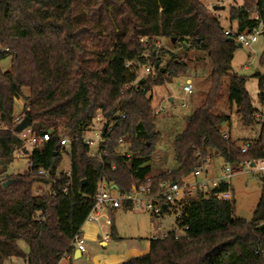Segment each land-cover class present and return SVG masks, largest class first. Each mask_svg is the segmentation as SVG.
Returning a JSON list of instances; mask_svg holds the SVG:
<instances>
[{"label": "trees", "instance_id": "obj_1", "mask_svg": "<svg viewBox=\"0 0 264 264\" xmlns=\"http://www.w3.org/2000/svg\"><path fill=\"white\" fill-rule=\"evenodd\" d=\"M252 10L256 17H250ZM229 21L236 23L237 33L259 24L264 30V0L232 7ZM140 39L150 42V58L143 56ZM158 39L168 40L174 49L206 53L212 67L200 105L173 138L175 168L148 177L161 135L147 94L184 76L188 68L166 48L159 47L155 55L152 40ZM227 39L199 0H0V61L10 59L9 70L0 68V176L21 145L14 128L24 117L34 135H48L32 152V169L56 168L60 138L70 140L66 194L61 193L65 179L50 187L55 196L46 190L34 194L35 184L47 187L48 182L29 173L0 180V264L22 256L15 241L27 244V264H57L72 251L70 241L93 206L100 179L122 194L133 184L149 182L155 188L160 181L181 182L214 158L232 167L264 160V121L254 116L245 79L232 72L237 45ZM165 56L168 60L156 67L155 79L137 81L138 68L160 65ZM258 63L263 73L256 74L257 86L264 91V50ZM18 99L24 102L23 118L14 120ZM223 101L235 108L243 127L259 126L256 143L245 154L220 131L222 124L230 125L228 114L213 112ZM97 113L104 120L124 116L114 117L113 130L104 134L106 156L101 160L88 155L83 141ZM126 145L129 155H122ZM227 189L219 185L207 194L196 189L175 218L177 227H187L184 235L174 238L170 230L149 239L146 254L121 264H264V178L248 221L234 217L233 200L214 197ZM111 239L116 240L113 226Z\"/></svg>", "mask_w": 264, "mask_h": 264}, {"label": "rangeland", "instance_id": "obj_2", "mask_svg": "<svg viewBox=\"0 0 264 264\" xmlns=\"http://www.w3.org/2000/svg\"><path fill=\"white\" fill-rule=\"evenodd\" d=\"M244 0H199L208 10V12L216 19L229 21V11L232 7L238 6L243 3ZM218 16V17H217ZM250 17H256L255 10L250 12ZM220 24V23H219ZM223 26H227L225 22ZM225 30V28H222ZM153 43L159 47L166 48L172 51L177 56L179 62H183L187 65V72L184 76L174 78L169 83H164L161 86H154L151 88L150 93L147 97L150 101V107L161 106L165 111H161L160 114L155 118V130L162 133L163 136H167L165 141L167 142V153L165 157V168L174 169L176 164L174 161L173 149L171 137L177 132H180L184 128L183 118L186 114L190 113L194 108L200 105L201 100L204 97L206 89L209 83V74L211 71V61L207 57L206 53L184 49H174L166 39L152 40ZM264 50V40L258 39V41L251 46H241L234 52L232 66V72L245 79V89L251 99V105L256 111H260L263 108L264 102L260 101V92L257 86L256 74L263 73V67L259 65L258 59L261 52ZM168 60L165 56L162 58V65ZM10 59L0 61V68L2 71L9 70ZM245 67V69H244ZM143 73L142 68L137 69V76H141ZM185 78H188L192 83V95L190 97H184L181 86L184 83ZM147 80V79H146ZM173 95L172 105L176 107L172 109L168 101H164L158 104L160 100H164L165 96ZM164 96V97H163ZM264 96V94L262 95ZM187 104V108H182L181 104ZM24 102L22 99H18L14 103L13 119L18 120L23 118ZM218 114H229L231 117L230 126L228 124H222L220 131L224 135L230 133V137L234 140L235 144H238L242 139L257 138L259 136V126L255 125L249 128H245L240 124L239 117L234 107L229 108L225 101L218 104L217 109L213 111ZM152 114V113H151ZM175 114L178 116L173 120ZM166 117V119L164 118ZM172 121H170V120ZM163 120V121H162ZM172 122V123H171ZM173 124V126H171ZM100 125H94L93 130H100ZM165 127V129H164ZM85 137L93 138L92 133L85 134ZM164 138V137H163ZM95 145H92L94 149ZM90 150L94 153L95 150ZM122 155H129L128 146H123L119 151ZM69 163L68 150L60 156V162L58 167L65 168ZM160 165V164H159ZM223 166V161L220 158H214L204 164V173L207 170L213 168L219 170ZM27 160L26 158H16L13 154V161L7 167L4 174L0 176V180H3L7 176L16 174L27 173ZM213 172V171H212ZM263 177L257 173H240L233 176L230 179L229 191L232 194L231 200L234 201V217L241 218L244 220H250L255 205L260 195V185ZM46 188L35 184L33 186V193L36 195L41 194ZM113 220V229L115 235L119 239L128 240L130 238L138 239H150L152 235L160 238L161 234H166L170 230L180 234V229L176 227L175 215L173 212L166 214L161 219H151L147 214L138 211H127L124 209H117L111 213ZM110 240V239H109ZM108 240V241H109ZM111 244V245H110ZM116 243H109L107 248L113 246L116 247ZM16 248L21 250L22 256L19 258H7L3 264H27L28 247L24 241L18 243L14 242ZM71 248V247H70ZM72 249V248H71ZM85 254L79 259H84L86 254L90 257L88 262H92L91 257L97 259L103 254V249L100 247L99 242H85ZM116 250V248H114ZM73 252V249L72 251ZM66 252L68 258H63L60 264H71L73 253Z\"/></svg>", "mask_w": 264, "mask_h": 264}, {"label": "built area", "instance_id": "obj_3", "mask_svg": "<svg viewBox=\"0 0 264 264\" xmlns=\"http://www.w3.org/2000/svg\"><path fill=\"white\" fill-rule=\"evenodd\" d=\"M224 35L232 39L236 45L239 44L240 46L249 47L256 43L258 39L264 40V30L260 24L248 32L242 33H237L235 30L231 29H225ZM140 42L144 46L143 56L150 58L151 53L147 48L150 45V42L147 39H140ZM155 47L156 49L154 54L157 55L159 46L156 44ZM161 65L162 63L160 65L148 63L147 65L142 66L141 68L143 73L137 78V81L141 79L146 80L148 78L155 79L158 75L156 67ZM127 66H129V63H127ZM181 91L184 97H190L192 95V83L188 78H185L184 83L181 86ZM181 105L182 108L186 107L185 103H182ZM161 111L165 110L159 106L152 108L151 113L154 117H157ZM119 115L120 114H115L108 120H104L99 113L95 115L92 121V127L94 125H100V130H93L91 127V129L85 133H92L94 140L92 138L85 137V134L83 135V141L89 148L88 155L90 157L101 160V157L106 156V151L102 149L104 144L107 142L104 134L108 135L113 130V127L116 124L114 117H118ZM254 116L258 121H264V112H256ZM120 117L123 118L124 116L120 115ZM14 134L21 143V145L15 149L14 156L16 158H26L28 165L27 173L46 180L48 182V186L45 188L48 192V195L50 196L56 195L55 192L50 190V187L55 185L60 179H65V186L62 188L61 193L66 194L67 187L70 184L69 163L65 168H59L58 166L56 168L44 166L37 169H32L31 167V156L33 150L41 143L47 141L48 135L42 134L36 136L30 131V127L18 133L14 132ZM222 135L223 137L227 138L224 134ZM255 143L256 142L254 140H246L240 141L238 144H235V146L240 151V153L245 154ZM59 144L61 146V155L64 154L66 150L69 152L70 140L67 135L61 136ZM92 145H95L94 149L92 148ZM92 149L95 150L94 153L90 151ZM251 163L254 165L251 166ZM111 169H114L113 165H111ZM244 172H257L264 178V160H260L258 162H241L236 167H232L227 163H223V166L220 168L219 174L217 176L206 175L204 173V165H201L196 167L189 177L181 182L168 183L165 181H160L155 188H153L149 182L138 186L133 184L127 193L122 194L112 190L104 179H100L93 197V206L88 212L83 224L70 241L69 246L73 249V253L74 251L79 252V257L76 259L71 255L73 258L72 260L79 259L86 252V238L82 229L84 224H96L100 228L98 238L102 241H107L111 238V213L117 209L138 211L147 214L151 219H161L163 216L170 214L171 212L174 213L175 218H180V207L186 202V199L191 196L196 189H199L207 194L217 188L219 185H224L229 188L230 179L233 176ZM214 197L217 200L230 201L232 195L227 189L222 193L214 194ZM179 229L180 234L174 231V238L183 236L187 230V227L183 226ZM164 236L165 234H161L160 238ZM156 238L158 237L153 236L150 239ZM68 256L69 255L65 252L57 264H60L61 260L63 258H68Z\"/></svg>", "mask_w": 264, "mask_h": 264}, {"label": "crops", "instance_id": "obj_4", "mask_svg": "<svg viewBox=\"0 0 264 264\" xmlns=\"http://www.w3.org/2000/svg\"><path fill=\"white\" fill-rule=\"evenodd\" d=\"M238 6H240V4ZM217 20L220 23L221 28L235 30L236 23L234 21L230 22V21L219 20V19H217ZM223 22H225L227 24V26H223L222 25ZM233 58H234V55H233ZM232 62H233V59H232ZM232 62H231V64H232ZM261 92H262V94H260L261 95L260 101L264 102V96H262L264 94V91H261ZM173 98L174 97H173L172 94L169 95V96H165V99L164 100H160L158 104H161L164 101H168L170 103V105H172ZM250 101H251V99H250ZM152 108H156V107H152ZM171 108L175 109L176 107H174L172 105ZM186 108H187V104H186L185 109ZM256 112H260V113L264 112V105H263V108H261L260 111H256ZM189 114L190 113L186 114L185 117L187 115H189ZM177 116H178V114L177 115L175 114V116L171 117V119L174 120ZM229 117H230V115H229ZM164 118L166 119V117H164ZM184 118L182 119L183 123H184ZM170 121H172V120H170ZM230 122H231V117H230ZM171 126H173V124H171ZM164 129H165V127H164ZM177 133H179V132H177ZM174 136L171 137V141H173ZM225 136L231 139L230 133L228 135H225ZM166 137L163 136L162 133H161L160 140H159L158 144L156 145L155 150L152 153L151 158H150L151 172H150V175L148 177H153V176H156V175H158V174H160L162 172L171 170V169L165 168V163H164L165 162L166 153H167L166 151L168 149L167 142H169V141H165ZM257 138H255V139L254 138L242 139L240 141H246V140H254L255 141V140H257ZM232 141L234 142V140H232ZM219 171H220V169L217 170V169L213 168L211 170H207L205 172V174L208 175V176H217L219 174ZM228 191H229V188H228ZM112 226H113V220H112ZM82 229H83V232H84V235H85V238H86L85 242H94V243H98L99 242L100 247L103 249V251H102L103 254H101L99 257H97V259H95L94 257H91L92 262L86 261V260H88L90 258L88 256V254H86V255H84L85 256L84 259H77V260L74 259V260L71 261V264H121L122 262L126 261L129 258H133V257L144 255L149 250V239L139 238V240H138V239L130 238L128 240H124V239H119L116 236V240H112L110 238L109 241L108 240L107 241H102V240H100L98 238V235L100 233V228L96 224H84L82 226ZM153 236H155V235H152V237ZM15 242L18 243L20 241H15ZM110 242L113 243V244L115 242L116 243L115 244L116 247L111 246V247L107 248V245H109ZM114 248H116V250H114ZM73 257H74V253H73Z\"/></svg>", "mask_w": 264, "mask_h": 264}, {"label": "water", "instance_id": "obj_5", "mask_svg": "<svg viewBox=\"0 0 264 264\" xmlns=\"http://www.w3.org/2000/svg\"><path fill=\"white\" fill-rule=\"evenodd\" d=\"M228 42H232V39L228 38L227 39ZM241 46L238 44L237 48H240ZM260 94H262V92H260ZM31 126V121L29 118L24 117L18 124H16L15 128H14V132L18 133L21 132L22 130L29 128ZM254 164L251 163V166H253ZM79 257V252L78 251H74V258H78Z\"/></svg>", "mask_w": 264, "mask_h": 264}]
</instances>
